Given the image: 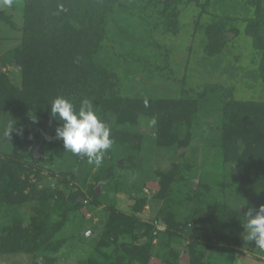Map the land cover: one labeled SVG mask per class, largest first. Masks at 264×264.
Wrapping results in <instances>:
<instances>
[{
	"label": "trees",
	"instance_id": "1",
	"mask_svg": "<svg viewBox=\"0 0 264 264\" xmlns=\"http://www.w3.org/2000/svg\"><path fill=\"white\" fill-rule=\"evenodd\" d=\"M132 1L19 0V27L0 6V28L5 24L20 32L19 42L10 53V72L0 70V114L7 115L13 125L8 135L10 152L0 153V205L37 202L27 226H23L22 220L18 219L11 226L2 228L0 255L23 253L30 256V264H54L63 242V239L57 238L58 232L66 223L68 214L84 205L78 199L85 198L82 192L38 188L40 174L33 167L43 158L35 156L33 149L22 150L21 135L30 114L35 121L31 130H25V135L34 136L41 144L52 145L56 154L66 152L63 142L55 139L59 121L51 117L49 106L51 99L61 95L72 100L77 108L82 99L93 101L98 116L109 126L105 114H114L116 123L124 129L112 130L110 126L113 143L132 145L134 148H139L140 136L131 127L140 115L155 121L158 146L171 147L180 143L185 147L188 136L179 138L174 125H191L198 101L206 100L209 106L213 100L218 102L221 161L222 164H230L231 171L237 174L244 200L241 205L244 207L239 211L238 207L217 200L210 202L204 215L199 217V223L192 228L193 236L188 247L183 248L188 264H206V252L216 245H239L243 223L246 222L245 212L264 205V100L235 99L233 87L219 82L192 91L186 88L183 78L176 80L180 83L179 97L121 94L114 71L99 62L102 50L114 39L111 37L113 32L107 30V22L116 8H124ZM211 1L186 0L193 2L199 15L208 13ZM245 2L252 10L251 14L241 18L244 22L241 28L232 26L228 29L235 35L241 31L250 38L253 48L259 51L257 69L264 81V0ZM145 3L166 15L165 27L176 30L178 11L175 5L180 3L179 0H145ZM61 4L62 11L58 8ZM203 32L204 52L209 56L220 53L228 40L224 21L216 19L207 22ZM213 94L219 98L214 99ZM31 172L34 173L32 176ZM113 172L114 169L109 167L105 177H94L95 185L89 190L92 198L102 195L98 194L95 186L100 181L112 180ZM155 172L158 190L154 196L162 201L153 222L142 223L139 220L146 204L145 196L140 194L132 195L129 214L111 206L101 229V238L95 246L97 252L101 248H111L116 253L115 257H110L99 251L108 264L147 263L152 232L158 222L165 225V230L159 231V234L167 245L186 233L187 222L177 219L173 209L176 201L171 196L175 183L185 181V177L180 174L176 163L166 171ZM65 177L73 178L74 174L70 172ZM199 188L195 184V195H198ZM139 224L143 225V232L137 234ZM138 236L146 238V241L136 242ZM168 251L173 258L181 253L173 248ZM88 263L93 261L89 258Z\"/></svg>",
	"mask_w": 264,
	"mask_h": 264
},
{
	"label": "rangeland",
	"instance_id": "2",
	"mask_svg": "<svg viewBox=\"0 0 264 264\" xmlns=\"http://www.w3.org/2000/svg\"><path fill=\"white\" fill-rule=\"evenodd\" d=\"M179 1L175 5L178 11L175 31L164 26L166 15L150 7L145 0H134L124 8L114 10L107 22V30L113 32L111 37L114 39L102 50L99 62L114 71L119 92L179 97L180 83L176 80L183 78L186 88L192 91L219 82L233 87L235 99L264 100V81L259 77L257 69L259 51L253 48L250 38L243 32L235 35L228 29L232 26L241 28L244 25L241 18L251 14L252 10L245 0H212L208 13L202 15L198 14L193 2ZM18 3L19 0H13L9 7L3 0L0 1L1 8L11 15L19 27L21 12ZM216 19L224 21L228 40L220 53L209 56L203 50V30L207 22ZM19 39L17 28L1 25L0 70L5 73L11 70L10 53ZM214 95V99L219 98ZM207 102L198 101L191 125H174L179 138L188 136L187 146H180V143L171 147L158 146L155 121L140 115L131 127L140 136L139 148L113 143L98 166L89 164L86 157L81 158L68 151L56 154L52 145L41 144L32 135L26 136L25 130H31L34 125L28 114L21 135L22 150H36L35 154L43 158L33 167L40 174L38 188L79 191L85 196L82 197L84 205L68 214L66 223L57 234V238L63 239V242L54 264H86L89 258L93 263L88 264H108V260L99 251L110 257H115L116 253L111 248H101L97 252L95 246L101 238V229L111 206L129 214L133 204L132 195L140 194L145 196L146 204L139 220L142 223L153 222L162 201L154 196L158 190L155 171H166L173 163L177 164L180 174L185 177V181H179L173 187L171 196L176 201L173 209L178 220L187 222L188 229L180 238L171 240L167 245L159 234L161 230L157 229V226L165 225L156 223V229L152 232L150 259L145 264H166L167 261L169 264H188V256L183 248L188 247L193 236L192 228L199 223V217L204 215L211 201L217 200L242 211L244 200L237 174L231 171L230 164H222L221 161L219 105L215 100L210 102L211 106ZM105 117L112 130L124 129L116 123L114 114L106 113ZM10 125L12 122L9 117L0 114L1 154L9 153L11 149L7 135ZM109 167L114 169V178L98 182L99 188L98 183L95 187L98 194L102 195L97 199L92 198L89 190L90 186L95 185L94 177H105ZM70 172H73L74 177L66 178L65 175ZM29 174L32 176L34 173ZM195 184L200 187L198 195L193 192ZM36 203V200H32L21 204H1L0 231L18 219L22 220L23 226H27ZM136 231L137 234L142 233L143 225L139 224ZM143 241L146 238L139 237L136 242ZM223 246L216 245L207 251L205 263L264 264V251L255 247L254 242H246L243 237L239 245ZM169 248L179 250V253L182 249L184 251H181L179 257L173 258ZM133 263L141 264L137 261ZM0 264H30V256L23 253L0 255Z\"/></svg>",
	"mask_w": 264,
	"mask_h": 264
},
{
	"label": "clouds",
	"instance_id": "3",
	"mask_svg": "<svg viewBox=\"0 0 264 264\" xmlns=\"http://www.w3.org/2000/svg\"><path fill=\"white\" fill-rule=\"evenodd\" d=\"M11 7L13 0H3ZM62 11L63 5H58ZM51 117L59 121L55 129V138L63 142V148L75 155L86 157L89 164L101 163L104 154L111 149V129L107 122L98 116L93 101L82 99L77 108L72 100L65 96H56L50 101ZM35 121V119L33 118ZM9 126L7 135L12 131ZM244 216L243 239L253 243L255 247L264 251V205L259 208H249Z\"/></svg>",
	"mask_w": 264,
	"mask_h": 264
},
{
	"label": "water",
	"instance_id": "4",
	"mask_svg": "<svg viewBox=\"0 0 264 264\" xmlns=\"http://www.w3.org/2000/svg\"><path fill=\"white\" fill-rule=\"evenodd\" d=\"M35 152H36V150H34V153H35ZM35 156H37V155L35 154ZM99 186H100V184L98 183V185H97V189L99 188ZM97 189H96V190H97ZM97 192H98V190H97ZM79 200L82 201V202L85 201L82 197H80Z\"/></svg>",
	"mask_w": 264,
	"mask_h": 264
},
{
	"label": "built area",
	"instance_id": "5",
	"mask_svg": "<svg viewBox=\"0 0 264 264\" xmlns=\"http://www.w3.org/2000/svg\"><path fill=\"white\" fill-rule=\"evenodd\" d=\"M157 229L162 231L165 229V227L157 226Z\"/></svg>",
	"mask_w": 264,
	"mask_h": 264
}]
</instances>
